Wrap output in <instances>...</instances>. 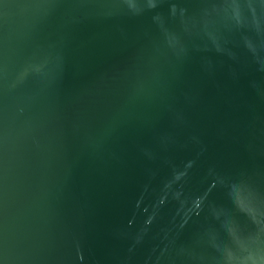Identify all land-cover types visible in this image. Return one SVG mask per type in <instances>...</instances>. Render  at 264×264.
<instances>
[{
	"label": "water",
	"instance_id": "1",
	"mask_svg": "<svg viewBox=\"0 0 264 264\" xmlns=\"http://www.w3.org/2000/svg\"><path fill=\"white\" fill-rule=\"evenodd\" d=\"M0 264H264V0H0Z\"/></svg>",
	"mask_w": 264,
	"mask_h": 264
}]
</instances>
